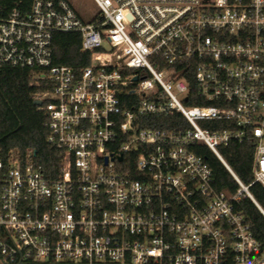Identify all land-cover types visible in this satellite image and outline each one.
Here are the masks:
<instances>
[{"label": "built area", "instance_id": "built-area-1", "mask_svg": "<svg viewBox=\"0 0 264 264\" xmlns=\"http://www.w3.org/2000/svg\"><path fill=\"white\" fill-rule=\"evenodd\" d=\"M93 1L90 17L33 0L0 20V66L30 71L62 152L56 177L33 149L0 157V264H264L236 209L249 197L264 214L250 190L264 186V0ZM58 31L80 33L81 71L55 63ZM174 113L188 125H145ZM232 140L254 143L250 184L222 157ZM199 143L236 192L216 189Z\"/></svg>", "mask_w": 264, "mask_h": 264}, {"label": "trees", "instance_id": "trees-1", "mask_svg": "<svg viewBox=\"0 0 264 264\" xmlns=\"http://www.w3.org/2000/svg\"><path fill=\"white\" fill-rule=\"evenodd\" d=\"M33 0H0V20L14 9L29 7ZM82 37L78 32H55L52 46L56 64L72 66L81 71L91 62V53L81 50ZM109 59V56H106ZM187 68V63L185 64ZM196 63L190 65L182 74L190 83L191 91H196L194 76ZM38 89L31 84L30 71L0 66V157L5 158L11 150L25 153L33 149L36 160L43 170L56 177L62 158V152L47 141L48 130L44 126V114L34 103V93ZM187 104H199V101H186ZM153 122L145 125L152 127L179 128L188 125L180 113L154 117ZM197 154L209 165L213 172V183L217 190L236 192L239 183L227 167L245 183L253 181L254 143L251 140L230 141L220 146V152L227 165L205 144L194 146ZM256 201L264 208V186L258 182L250 186ZM236 209L242 211L252 225L255 236L264 243V214L249 197L236 203Z\"/></svg>", "mask_w": 264, "mask_h": 264}, {"label": "rangeland", "instance_id": "rangeland-1", "mask_svg": "<svg viewBox=\"0 0 264 264\" xmlns=\"http://www.w3.org/2000/svg\"><path fill=\"white\" fill-rule=\"evenodd\" d=\"M72 2L75 4L77 9L80 12L85 13L87 17H90L98 11V8L93 0H72Z\"/></svg>", "mask_w": 264, "mask_h": 264}, {"label": "bare ground", "instance_id": "bare-ground-1", "mask_svg": "<svg viewBox=\"0 0 264 264\" xmlns=\"http://www.w3.org/2000/svg\"><path fill=\"white\" fill-rule=\"evenodd\" d=\"M115 59H116V58H115V55H113V54H112V55H109V60H110V61H115Z\"/></svg>", "mask_w": 264, "mask_h": 264}, {"label": "water", "instance_id": "water-1", "mask_svg": "<svg viewBox=\"0 0 264 264\" xmlns=\"http://www.w3.org/2000/svg\"><path fill=\"white\" fill-rule=\"evenodd\" d=\"M34 103L38 106L41 104V101L40 100H34Z\"/></svg>", "mask_w": 264, "mask_h": 264}]
</instances>
